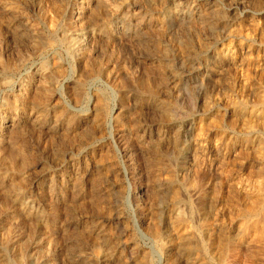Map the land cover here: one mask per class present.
I'll list each match as a JSON object with an SVG mask.
<instances>
[{
    "label": "rangeland",
    "instance_id": "obj_1",
    "mask_svg": "<svg viewBox=\"0 0 264 264\" xmlns=\"http://www.w3.org/2000/svg\"><path fill=\"white\" fill-rule=\"evenodd\" d=\"M261 97L264 0H0V264H264Z\"/></svg>",
    "mask_w": 264,
    "mask_h": 264
},
{
    "label": "bare ground",
    "instance_id": "obj_2",
    "mask_svg": "<svg viewBox=\"0 0 264 264\" xmlns=\"http://www.w3.org/2000/svg\"><path fill=\"white\" fill-rule=\"evenodd\" d=\"M256 24V23H255ZM248 76V75H247ZM264 99V97L262 98L261 97V99L260 100H263ZM262 102V104L264 103V101H261ZM261 102L259 103V104H261ZM241 107V106H240ZM239 108V107H238ZM242 108V107H241ZM243 112V111H242ZM240 113V112H239ZM238 113V114H239ZM237 114V115H238ZM241 114V113H240ZM258 114V113H257ZM257 114H254V117L255 116H257ZM261 114L262 113H260V116H261ZM236 115V114H235ZM250 118V117H249ZM235 119V118H234ZM238 119V118H237ZM236 119V120H237ZM236 120H233V123H234V121H236ZM246 120H248V118H246ZM237 122V121H236ZM248 123V122H247ZM200 125V124H199ZM247 125V124H246ZM249 125H251V126H253V124L251 123V120H250V122H249ZM249 127V126H248ZM251 128V127H250ZM257 141H261V140H257ZM254 142V141H253ZM255 143V142H254ZM258 144V146H259V144H260V146H259V156H263L262 158H264V140L262 141V142H260V143H256V144H254V145H257ZM257 146V147H258ZM256 151V152H257ZM99 158V157H98ZM264 160V159H263ZM263 162V161H262ZM263 165V164H262ZM187 171V170H186ZM185 173V172H184ZM185 175V174H184ZM262 175V174H261ZM197 176V175H196ZM195 176V177H196ZM194 177V178H195ZM198 177V176H197ZM161 178V177H160ZM193 180V179H192ZM193 183H194V186H200L199 184H200V182H199V179H194L193 180ZM257 184V183H256ZM262 184V183H261ZM192 188V187H191ZM198 188V187H197ZM176 194V193H175ZM214 194V193H213ZM183 195V194H182ZM218 195V194H217ZM176 196H177V194H176ZM255 199V200H254ZM260 199V197L258 196V195H256V196H253V198L251 199V200H254V202L253 203H251L252 205L250 206V208L248 207V211H247V215H251V214H254V216H255V218H256V220H253V221H255V222H253L252 223V228H255L256 229V232H254V236H256L257 238H258V240H259V242L260 241H262L263 242V245H264V226H262V223L260 222V220H259V216L261 217L262 215H261V211H262V209H263V205L261 204V201H263V198H262V200L260 201L259 200ZM188 203V202H187ZM250 203V202H249ZM248 203V204H249ZM187 207V206H186ZM185 207V208H186ZM176 214V213H175ZM178 226H179V228L178 229H181V230H183V228H187V226L189 225L188 223L190 222V218H189V214L187 215V214H185L183 211H178ZM176 214V215H177ZM184 216H186V217H184ZM257 216V217H256ZM210 217V216H209ZM208 217V218H209ZM177 219V218H176ZM261 219V218H260ZM168 220V219H167ZM196 220V219H195ZM263 220V219H262ZM201 222V221H200ZM259 224H261V226L259 225ZM182 226V227H181ZM184 232V231H183ZM166 233V232H165ZM177 234V233H176ZM158 235V234H157ZM175 235V234H174ZM252 236V235H251ZM253 236V237H254ZM175 237H176V235H175ZM187 237H189V236H187ZM218 234L215 232L214 233V238H212L211 236H210V238L207 240V244H209L210 246H212L211 248H212V250L213 251H216L217 253H218V255L219 254H222L223 252H224V236L223 237H221L220 238V240L218 239ZM230 238V237H229ZM255 239V238H254ZM226 240V239H225ZM232 240V239H231ZM237 241V240H236ZM229 242H231V241H229ZM233 242V241H232ZM231 242V244H233ZM226 243V242H225ZM261 243V242H260ZM206 244V245H207ZM230 244V245H231ZM236 244V243H235ZM262 244V243H261ZM191 245V244H190ZM190 245H189V247H190ZM225 245H227V243L225 244ZM188 246V245H187ZM227 246H229V245H227ZM188 247V248H189ZM229 247H231V246H229ZM229 247H228V249L227 250H229ZM225 248H227L226 246H225ZM235 248V247H234ZM237 248V247H236ZM232 249V248H231ZM238 249H240V247L238 248ZM235 250H237V249H235ZM250 250V249H249ZM260 250V249H259ZM264 250V249H263ZM262 250V251H263ZM258 251V250H257ZM230 252V251H229ZM240 252V251H239ZM248 252V251H247ZM246 252V253H247ZM258 252H260V251H258ZM231 253V252H230ZM235 253V252H234ZM243 253V252H242ZM254 254V253H253ZM255 255V254H254ZM258 255V254H257ZM221 256V255H220ZM196 257V256H195ZM202 258V257H201ZM201 258H199V261L197 262V264H206V262H204V261H202L203 259H201ZM244 259V258H243ZM193 261H195V260H193ZM256 261V260H255ZM243 262V261H242Z\"/></svg>",
    "mask_w": 264,
    "mask_h": 264
}]
</instances>
